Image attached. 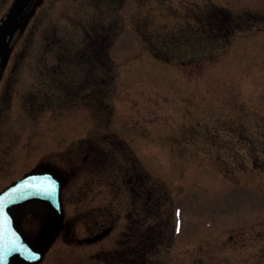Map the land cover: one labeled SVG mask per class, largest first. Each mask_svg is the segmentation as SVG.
Segmentation results:
<instances>
[{
  "label": "rangeland",
  "instance_id": "obj_1",
  "mask_svg": "<svg viewBox=\"0 0 264 264\" xmlns=\"http://www.w3.org/2000/svg\"><path fill=\"white\" fill-rule=\"evenodd\" d=\"M14 1L0 0V24ZM174 2L111 29L79 6L78 17L75 0H32L1 59L0 191L46 168L68 141L49 136L69 125L75 200L71 189L59 238L72 237L74 218L80 237L121 214L118 227L141 223L145 239L158 230L126 264H264V0ZM83 42L111 45L90 57L106 64L95 75L107 83L75 84L68 103L47 96L70 89L48 76L37 93L42 69L77 63ZM15 60L20 81L8 101ZM109 246H64L57 264H105Z\"/></svg>",
  "mask_w": 264,
  "mask_h": 264
},
{
  "label": "flooded vegetation",
  "instance_id": "obj_2",
  "mask_svg": "<svg viewBox=\"0 0 264 264\" xmlns=\"http://www.w3.org/2000/svg\"><path fill=\"white\" fill-rule=\"evenodd\" d=\"M178 1H181L180 3H178L180 6H182L183 4L194 5L192 0ZM31 2L32 0L29 1L28 5ZM174 3V0H75V13L78 17H82L83 15L78 9V6L82 7V10L87 11L88 18L96 21L97 23H99L97 20H104L105 22L110 23L109 25L112 29V23L114 22H120L123 19H127L128 17L138 18L141 20L144 15L146 16L150 13L152 14V9L154 7H172ZM204 3L206 4L205 6H207L211 2H208V0H204ZM28 5L24 13L26 12ZM24 13L20 17L13 33L18 28L19 22L23 18ZM209 16L214 19V21L210 22L211 31L217 36H222L223 27L218 24L217 19L215 20V16L211 14H209ZM197 17L198 16H196V19ZM256 19L257 18L253 16L251 22V26L253 27V34L255 33ZM118 33H120V31ZM100 37H104V35H101ZM86 44L87 43L83 42V48L79 50L82 53L76 52L79 57L82 56L81 59L76 60L77 63L74 62L65 64L60 62L52 64L48 67V69L43 68L41 73L42 82L40 81V83L38 84L40 91L36 90L37 93L40 94L41 92H43V90H41V87L47 86V80H45L44 82L43 80L48 76H50L52 79H58V82L55 83V85L53 83L51 84L52 86H66L70 89H63V91H61V94H47V96L51 100L63 101L68 103H74L75 101V88L73 89L75 84L94 83L101 85V83H107L106 77L101 76V78H98L95 75L97 72H101L103 75H106V64H97L96 62H93L90 57L92 54V50L94 51L93 54H95V50H97L100 51L97 52L98 55H105L110 51L111 45H104L103 48L93 47L91 49V46L86 47ZM104 44H106V42ZM45 65L46 64H44V66ZM20 66L21 64L16 60L11 65L8 75H10V77L12 78L7 80V82L10 84V86H8V101L11 97H17V93L15 94V89L16 86H18V84L16 83H18L20 79L16 78V76H18ZM5 69L6 68H4L3 70L5 71ZM2 77L3 71L2 69H0V83L2 82ZM64 80H68L70 82H64ZM28 85L33 86L31 84ZM9 87H11L10 90ZM11 90L13 92V95L11 93ZM30 96L35 99L34 95L30 94ZM29 98L30 97H28V99ZM30 105L32 106L31 102ZM16 107L13 106L15 112L19 114L18 112H20V110L22 111V109L19 108V106ZM71 112L74 113V118L72 120L73 123L75 122V110L73 106L71 107ZM1 115L2 111L0 110V116ZM58 127L60 128L56 129L55 133L49 136V139L55 141L57 139H67V145L64 147L54 146V149L47 154L48 157L45 162V165L47 167L44 169H34L31 171L52 173L59 181L61 185L60 196L62 205V217L60 218L55 213L54 209H52L50 204L45 201L32 200L21 205L12 206L9 209V213L13 218L15 228L22 235L24 241L29 245L31 253L28 256H14L10 259V262L8 264H57V258L60 257V255L64 252V246L72 247L75 253V249L79 250L81 248L98 246L102 245L105 242L111 245L109 246L111 248L103 250V252L106 253L105 256L108 259V261L106 260L105 264H126V262H128L133 257V255H130L132 253L135 257L134 260H136V257L140 255V250H143L144 243L147 244L149 240H152V238L150 237L155 236V232L158 231L156 228H152L153 235L152 233H150V236H148L149 238L145 239L144 231L141 228V223L135 222L134 224H131L133 222H129L128 224L130 226L127 224V228H123L118 227V223H116V221H118L117 219L114 223H111L107 226L101 225L96 227V225H90L88 230L82 233V235L79 237L76 235L81 232L79 229L75 228L74 218L72 220L73 223L70 222V224L72 225L70 230L73 231L72 237L69 239L59 238V236H65V234L67 233L65 231L67 227L65 224L67 223L66 219L68 212L66 210L65 204L66 201L69 200L71 189L72 194L74 195L73 199L71 200H75V127L69 125L67 126L68 128H63L64 126ZM89 145L90 148H95L92 143ZM52 166L59 167L60 170L58 171ZM133 189L135 190L134 187ZM70 202L73 203L74 201ZM121 219L122 218L120 214L119 221ZM125 219L128 222L129 217H125ZM103 232L105 233L104 236L95 239ZM127 247H136V249L133 251L130 250L128 252ZM141 253L143 254V251ZM101 264H103V262Z\"/></svg>",
  "mask_w": 264,
  "mask_h": 264
},
{
  "label": "water",
  "instance_id": "obj_3",
  "mask_svg": "<svg viewBox=\"0 0 264 264\" xmlns=\"http://www.w3.org/2000/svg\"><path fill=\"white\" fill-rule=\"evenodd\" d=\"M29 1L16 0L0 24V58ZM53 187L54 192L49 194L46 189ZM60 193L61 185L52 173H29L0 193V264H8L12 257L28 256L31 252L29 245L15 228L9 209L28 201L40 200L49 203L61 218ZM104 234L103 232L95 239Z\"/></svg>",
  "mask_w": 264,
  "mask_h": 264
},
{
  "label": "snow or ice",
  "instance_id": "obj_4",
  "mask_svg": "<svg viewBox=\"0 0 264 264\" xmlns=\"http://www.w3.org/2000/svg\"><path fill=\"white\" fill-rule=\"evenodd\" d=\"M54 187L52 188V189H46V191H48L49 192V194H51L52 192H54Z\"/></svg>",
  "mask_w": 264,
  "mask_h": 264
}]
</instances>
